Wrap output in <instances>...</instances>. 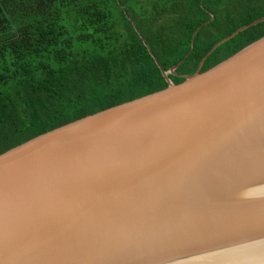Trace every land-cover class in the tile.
Masks as SVG:
<instances>
[{"label": "water", "instance_id": "obj_1", "mask_svg": "<svg viewBox=\"0 0 264 264\" xmlns=\"http://www.w3.org/2000/svg\"><path fill=\"white\" fill-rule=\"evenodd\" d=\"M261 21L182 82L162 68L166 88L1 153L0 264H264V36L201 71Z\"/></svg>", "mask_w": 264, "mask_h": 264}, {"label": "trees", "instance_id": "obj_2", "mask_svg": "<svg viewBox=\"0 0 264 264\" xmlns=\"http://www.w3.org/2000/svg\"><path fill=\"white\" fill-rule=\"evenodd\" d=\"M262 17L264 0H0V154L166 88L162 68L194 74ZM262 36L249 26L201 71Z\"/></svg>", "mask_w": 264, "mask_h": 264}, {"label": "flooded vegetation", "instance_id": "obj_3", "mask_svg": "<svg viewBox=\"0 0 264 264\" xmlns=\"http://www.w3.org/2000/svg\"><path fill=\"white\" fill-rule=\"evenodd\" d=\"M213 17H214V15L212 16V18H213ZM257 20H258V19H257ZM244 26H245V25H244ZM241 27H243V26H241ZM241 27H239V28H241ZM239 28H238V29H239ZM238 29H237V30H238ZM237 30H235V31H237ZM235 31H234V32H235ZM234 32H233V33H234ZM233 33H232V34H233ZM230 35H231V34H230ZM230 35H229V36H230ZM229 36H227V37H229ZM227 37H225V38H227ZM225 38H223V39H225ZM223 39H221V40H223ZM221 40H220V41H221ZM228 40H229V39H228ZM228 40H227V41H228ZM220 41H219V42H220ZM227 41H225V42H227ZM225 42H224V43H225ZM217 43H218V42H217ZM217 43H216V44H217ZM216 44H215V45H216ZM222 44H223V43H222ZM222 44H221V45H222ZM219 46H220V45H219ZM219 46H218V47H219ZM213 47H214V46H213ZM213 47H212V48H213ZM214 50H215V49H214ZM214 50H213V51H214ZM210 51H211V50H210ZM210 51H209V52H210ZM211 53H212V52H211ZM211 53H210V54H211ZM207 57H208V56H207ZM205 60H206V59H205ZM201 62H202V60H201ZM201 62H200V63H201ZM204 62H205V61H204ZM203 64H204V63H203ZM199 66H200V65H199ZM202 67H203V65H202ZM202 67H201V68H202ZM198 68H199V67H198ZM175 71H177V69H176ZM170 74H175L177 77H180V78H185L186 75H189V74L186 73V72H175V73H170ZM169 78H170V80H171L172 82L175 83L174 78H171V77H169Z\"/></svg>", "mask_w": 264, "mask_h": 264}, {"label": "rangeland", "instance_id": "obj_4", "mask_svg": "<svg viewBox=\"0 0 264 264\" xmlns=\"http://www.w3.org/2000/svg\"><path fill=\"white\" fill-rule=\"evenodd\" d=\"M241 8L242 7H239V9H238V7H237V10L241 11ZM218 9H220V6H218ZM230 9H232V7ZM225 28H226V24L223 21H218L217 25L213 28V30H215L216 34H218L221 30H223Z\"/></svg>", "mask_w": 264, "mask_h": 264}]
</instances>
